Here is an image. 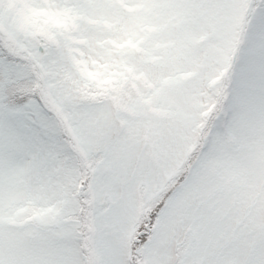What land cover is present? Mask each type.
I'll use <instances>...</instances> for the list:
<instances>
[{"label": "snow or ice", "instance_id": "6c2138e0", "mask_svg": "<svg viewBox=\"0 0 264 264\" xmlns=\"http://www.w3.org/2000/svg\"><path fill=\"white\" fill-rule=\"evenodd\" d=\"M0 264H264V0H0Z\"/></svg>", "mask_w": 264, "mask_h": 264}]
</instances>
